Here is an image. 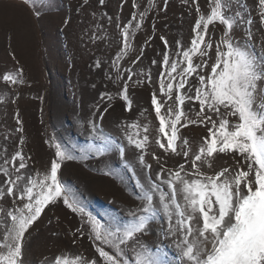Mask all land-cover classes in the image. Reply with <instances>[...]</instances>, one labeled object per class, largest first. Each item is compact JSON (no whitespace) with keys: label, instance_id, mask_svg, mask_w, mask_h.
Listing matches in <instances>:
<instances>
[{"label":"rangeland","instance_id":"1","mask_svg":"<svg viewBox=\"0 0 264 264\" xmlns=\"http://www.w3.org/2000/svg\"><path fill=\"white\" fill-rule=\"evenodd\" d=\"M135 4L138 7H133V0H104L103 4L100 0H0V165L22 151L28 166L22 172L40 179L50 169L59 145L74 158L60 161L58 180L69 200H76L84 209L83 213L73 211L63 197L47 205L23 240L24 264H52L58 255L67 256L70 264L76 255L96 258L103 264L94 247L99 241L90 239L89 218H95L103 227L122 228L130 219L129 212L142 206L139 185L149 177L155 181L162 167L167 172L184 164L186 172L193 171L190 160L182 155L186 149L173 154L156 143L158 138L162 143L167 141L158 131L159 120L151 98L155 93L163 105L162 115L176 108L174 95L169 99L160 90L163 53L167 51L171 58H177V41L190 47L196 19L210 14L214 0H135ZM237 9L245 21L252 20L251 38L247 35L249 25L238 23L232 30L234 39L264 53L259 0H233L225 15L234 16ZM136 23L141 27L137 29ZM125 26L131 46L119 60V68H114L113 61L124 46L121 30ZM223 31L224 26L218 22L209 26L205 40L211 41L213 48L207 50V56L193 58L196 64L208 61L207 68L198 70L201 74L211 72L215 44ZM161 37L167 40V47ZM149 73L151 82L147 79ZM5 74L15 77L16 82L4 81ZM129 75L132 80L128 81L125 100L122 93ZM164 79L166 90L167 77ZM196 85L198 80L190 77L185 87L192 86L194 95ZM184 111L189 119H200L196 115L200 111L198 102L186 101ZM228 119L237 122L236 117ZM210 127V123L188 124L179 127V133L195 152L209 135ZM145 135L148 141L142 152L129 144V136L142 139ZM104 138L112 146L97 155L103 149ZM119 147L125 149L124 157ZM140 155L144 157L143 165ZM197 163L208 175L224 168L234 174L241 164L247 170L243 157L234 153L214 154L208 163ZM4 179L0 174V187H4ZM13 199L5 188L0 207L7 211ZM3 240L0 225V243ZM141 243H159L158 248L149 247L146 255L178 264L175 245L171 238L163 237L159 219L141 237ZM105 249L109 250L107 246Z\"/></svg>","mask_w":264,"mask_h":264},{"label":"snow or ice","instance_id":"2","mask_svg":"<svg viewBox=\"0 0 264 264\" xmlns=\"http://www.w3.org/2000/svg\"><path fill=\"white\" fill-rule=\"evenodd\" d=\"M103 2L100 0L101 4ZM232 3L233 0H214L210 14L196 19L190 47L185 48L177 41V58H171V53L167 51L163 53L164 71L160 73V90L169 99L174 95L176 108H169L167 115H162L163 105L155 93L152 95L151 104L159 120L158 131L167 141L165 144L158 138L156 143L165 152L173 154H181L179 150L186 149L182 155L186 161L190 160L193 171L186 172L184 164L167 172L162 167L155 181L149 177L139 185L142 206L129 212L130 219L122 228L103 227L95 218H89L90 239L99 241L94 247L103 264H169L166 260L146 255L149 247L158 248L159 243L150 246L141 243V237L158 219L163 237L171 238L175 245L178 264H264V53H257L248 43L234 39L232 30L238 23L249 25L247 35L251 38L252 20L245 21L238 9L234 16L225 15V10H231ZM259 6L260 21L264 24V0H259ZM133 7H138L135 0ZM239 8H243V4H239ZM139 15L143 20L144 13ZM215 22L223 25L224 31L215 44L216 59L211 64V72L201 74L198 70L207 68L208 61L196 64L193 58H203L209 54L207 50L213 48L212 42H206L205 36L209 26ZM135 27L138 29L141 24L136 23ZM121 31L124 46L113 61L114 68H119V60L127 55L131 46L128 27ZM161 40L167 47V40L164 37ZM165 77L168 81L166 90ZM190 77L198 80L194 95H191L192 86L185 87ZM3 79L16 82L15 77L9 74H5ZM147 79L151 82L150 73ZM131 80L129 75L124 81L122 97L125 100L128 81ZM104 95L101 94L102 98ZM186 101L199 103L200 111L196 113L199 120L188 118L184 111ZM228 117H236L237 122L231 123ZM197 123H210L211 127L209 135L194 152L188 147V141L181 137L179 127ZM144 131H148L147 126ZM128 141L142 152L148 136L142 139L129 136ZM178 141L181 143L178 144ZM111 146L108 138H104L103 149L96 154L102 155ZM118 151L121 157L125 156L123 147H119ZM219 153L240 155L246 162L247 170L241 164L234 174L228 168L214 175L202 172L197 162L208 163V158ZM55 157L47 174L40 179L22 172L28 167L22 151H16L0 165V174L5 178L4 187H0V199L5 197V188L7 196L14 198L12 207L7 211L0 207V214H3L0 225L4 232V240L0 243V264H24L22 249L26 233L45 207L58 198L63 197L64 203L73 211L84 212L76 200H69L67 190L57 175L60 161L74 157L59 145L56 146ZM154 159L158 158L154 156ZM139 161L144 164L143 155L139 156ZM147 167L150 169L151 165ZM52 264L70 262L67 256L58 255ZM71 264H100V261L76 255Z\"/></svg>","mask_w":264,"mask_h":264}]
</instances>
